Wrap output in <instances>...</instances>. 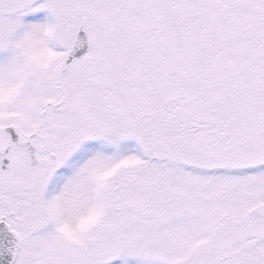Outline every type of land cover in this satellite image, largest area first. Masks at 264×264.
Instances as JSON below:
<instances>
[{
    "label": "snow or ice",
    "instance_id": "1",
    "mask_svg": "<svg viewBox=\"0 0 264 264\" xmlns=\"http://www.w3.org/2000/svg\"><path fill=\"white\" fill-rule=\"evenodd\" d=\"M0 264H264V0H0Z\"/></svg>",
    "mask_w": 264,
    "mask_h": 264
}]
</instances>
